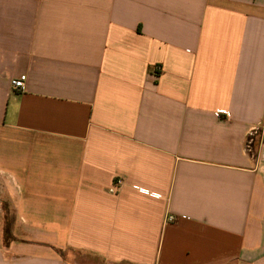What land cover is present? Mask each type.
<instances>
[{
  "label": "crops",
  "instance_id": "crops-1",
  "mask_svg": "<svg viewBox=\"0 0 264 264\" xmlns=\"http://www.w3.org/2000/svg\"><path fill=\"white\" fill-rule=\"evenodd\" d=\"M77 257L264 264V0H0V264Z\"/></svg>",
  "mask_w": 264,
  "mask_h": 264
},
{
  "label": "built area",
  "instance_id": "built-area-1",
  "mask_svg": "<svg viewBox=\"0 0 264 264\" xmlns=\"http://www.w3.org/2000/svg\"><path fill=\"white\" fill-rule=\"evenodd\" d=\"M26 82H27V76L23 75V76H20L19 78L17 79H14L12 81V87L17 90V91H24L26 89ZM221 115L229 118L230 117V114L228 112H220ZM123 186V181L122 180H117L115 182V185L114 187L111 189V192L112 193H116L118 192Z\"/></svg>",
  "mask_w": 264,
  "mask_h": 264
},
{
  "label": "rangeland",
  "instance_id": "rangeland-1",
  "mask_svg": "<svg viewBox=\"0 0 264 264\" xmlns=\"http://www.w3.org/2000/svg\"><path fill=\"white\" fill-rule=\"evenodd\" d=\"M257 140V139H256ZM251 147V146H250ZM250 150H251V148H250ZM76 261H79L80 263H83V264H94L93 262H89L87 259H85V258H79V257H77L76 258Z\"/></svg>",
  "mask_w": 264,
  "mask_h": 264
}]
</instances>
